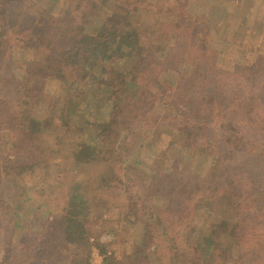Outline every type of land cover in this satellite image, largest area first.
Masks as SVG:
<instances>
[{"label":"trees","instance_id":"obj_1","mask_svg":"<svg viewBox=\"0 0 264 264\" xmlns=\"http://www.w3.org/2000/svg\"><path fill=\"white\" fill-rule=\"evenodd\" d=\"M189 1L51 0L50 11H62L38 24L41 11L31 9L32 0H0V140L15 150L14 159H0V264H92V245L105 264H264V56L225 66L213 43L199 37ZM132 11L172 16V41L157 42L167 32ZM34 50L40 58L31 57ZM176 59L192 79L178 76L165 90L157 80L166 72L162 66ZM53 80L66 92L65 106H79L92 95L90 106L101 107L96 119L105 120L102 132L91 122L75 123L85 139L105 133L111 140L121 118L153 102L162 107L167 124L195 130L189 146L203 158V168L183 155L164 164V175L161 168L160 177L155 173L150 179L141 162L128 166L109 158L111 166L93 187L81 174L90 157L79 146L76 165L61 167L69 172L55 176L64 181L55 183L54 191H42L45 211L26 222L22 211L31 200L29 188L9 170L21 168L12 166L20 158L48 164L43 155L49 147L33 136L42 122L31 116L30 97L44 94L36 83ZM102 83L110 93L101 95ZM75 132L68 129L67 135ZM227 147L250 154L247 162L226 160ZM3 192L13 207L3 202ZM108 211L116 216H106ZM126 217L139 223L137 240L127 253L114 254L110 247ZM21 229L17 242L13 235ZM105 233L118 238L102 243Z\"/></svg>","mask_w":264,"mask_h":264},{"label":"rangeland","instance_id":"obj_2","mask_svg":"<svg viewBox=\"0 0 264 264\" xmlns=\"http://www.w3.org/2000/svg\"><path fill=\"white\" fill-rule=\"evenodd\" d=\"M197 1L191 0L188 2L189 16L191 20L199 22L195 26L199 37L202 35L208 43H213L210 46L212 49L218 51V59L221 63L225 66H230L234 62H247L250 64L258 60L262 55L264 56L263 0H199V5H197ZM32 2L35 7L31 9L35 12L41 11L38 24H42L51 16L62 11L51 12L49 6L51 0H48V2H45V0H32ZM222 9L226 10L222 11ZM225 11L228 12V15ZM132 14L140 19L144 15V20L150 21L151 27L156 29L161 27L163 28L162 31L167 32L159 34L157 42L164 45L172 41L173 31L171 29L175 28L174 22L170 25V22L173 20L172 16L134 11L131 12ZM164 23L167 27L160 26ZM98 28L99 30L103 29L101 26H98ZM225 37L229 40V44H222V40ZM206 41L202 39L200 43L202 44ZM30 55L31 57L36 56V58H40L36 50ZM219 55H223L224 60L219 58ZM220 65L225 67L222 64ZM162 69L166 72L163 71L157 83L165 90L170 88L168 87L169 82L175 83L178 76L186 80L192 79L185 64L181 63L180 59L165 63ZM59 84L58 80L42 81L38 86H36V83L33 87H37L38 92L43 91L44 94L42 97L39 94L30 97L32 104L30 107L31 116L33 115L42 122L33 136L39 141H44V144L49 147L50 152L45 151L43 155L48 164L40 166L39 164L28 163L26 158H20L17 164L12 166L19 167L20 165L21 168L17 171L9 170L10 174L19 178L20 182L29 188V198L31 200L28 201L22 211L23 220L26 222L29 223L35 213L42 214L45 211V206L42 202L45 199H42V191H54L56 190L55 183H62L64 181L63 178L55 176L63 170L61 167L66 169L76 165V156H81L78 152L76 153V151H79V146H84L87 155L90 157L81 166V174L91 182L93 187L100 181L102 170L105 168L104 170L107 171L108 167L111 166L110 163H107L109 158L121 159V162H125L124 165L128 166L141 162L144 167L139 164V168L144 173V178L149 177L150 179L161 168L164 175V164L176 157L180 159L184 155V158L193 159L195 165L203 162V158L194 156L193 150L189 146L192 137L195 135V130L192 127L186 128L185 131L176 130V125L170 126V123L167 124L166 120L162 119V107L153 102L148 103L143 108L140 107L141 110L137 109L139 112L133 116L121 118L118 129L111 140L107 139L105 133H101L100 137L98 136L95 140L85 139L86 132L75 123L79 120H84L82 123L91 122L93 129H98L99 132H102L105 120L96 119V117L102 116L99 112V108L101 107L90 106L89 99L92 95L87 98L86 102L81 99L79 106H74L71 103L65 106L64 102L67 101L66 92L61 90L62 88L57 89L60 87ZM68 85L70 86V84ZM54 88L56 90H53ZM99 90H101V95L111 92V88L103 83L99 85ZM113 91L111 94L112 102L115 101L117 96V91ZM103 103L107 105L108 101L105 100ZM138 114L140 115L138 116ZM10 115H12L10 112H5L4 114L6 117ZM87 116L89 120L86 119ZM184 127L185 125H182L179 128L183 129ZM72 128H75L76 132L73 136L67 135L68 129ZM70 139L75 141V145L68 142ZM2 142L0 140V159L6 162V160H9L10 155L14 159L15 150L12 148V145ZM249 155L230 147L224 150V157L232 163L247 162ZM71 159L73 160L71 161ZM183 160L188 164V159H182L180 162L183 163ZM88 163L92 164L91 167ZM206 164L204 162L203 166H206ZM178 165L181 166V164ZM119 167L121 166L119 165ZM202 168V165L197 167V169ZM63 172V174H67L69 170H63ZM158 173L156 178L160 177ZM56 192H59V190L57 189ZM5 193L3 192L4 195L2 196L4 198L3 202L13 207L15 205L14 202L11 200L10 195H5ZM106 216L112 218L116 216V213L115 211H108ZM137 223L135 220H131L130 217H126L125 221L121 220V225L118 226L120 232L119 240L115 242L118 237L115 238L113 234L105 233L101 237V242L106 244L115 242L110 247V250L114 251V254L127 253L137 240L135 234L137 233L136 228L139 224ZM198 227H201V225ZM98 228H102L101 223L98 224ZM23 231L24 229L18 232L16 230L13 239L17 242L20 241V238H23L21 235ZM93 240V237L90 238L91 243ZM101 255L103 254L99 248L96 245H92V264H105Z\"/></svg>","mask_w":264,"mask_h":264},{"label":"built area","instance_id":"obj_3","mask_svg":"<svg viewBox=\"0 0 264 264\" xmlns=\"http://www.w3.org/2000/svg\"><path fill=\"white\" fill-rule=\"evenodd\" d=\"M93 250H95V249H93ZM101 258H103V259H104V256H103V255H101Z\"/></svg>","mask_w":264,"mask_h":264}]
</instances>
